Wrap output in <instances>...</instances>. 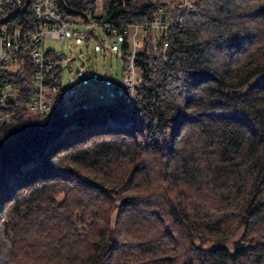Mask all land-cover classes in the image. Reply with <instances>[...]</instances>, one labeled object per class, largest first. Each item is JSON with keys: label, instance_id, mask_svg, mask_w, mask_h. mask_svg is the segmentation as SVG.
Returning <instances> with one entry per match:
<instances>
[{"label": "trees", "instance_id": "16d2710c", "mask_svg": "<svg viewBox=\"0 0 264 264\" xmlns=\"http://www.w3.org/2000/svg\"><path fill=\"white\" fill-rule=\"evenodd\" d=\"M32 1L3 22L34 26ZM53 2L68 20L113 21L180 3ZM155 36L132 103L117 90L71 104L60 90L50 112L32 109L18 60L0 122V264H264V0H197L166 42Z\"/></svg>", "mask_w": 264, "mask_h": 264}, {"label": "built area", "instance_id": "2783aa9c", "mask_svg": "<svg viewBox=\"0 0 264 264\" xmlns=\"http://www.w3.org/2000/svg\"><path fill=\"white\" fill-rule=\"evenodd\" d=\"M27 0H0V122L9 120L13 111L10 107V95L14 89L17 62L26 56L31 72L33 92L29 106L40 112H50L53 109L56 94L63 88V77L57 75L60 59L57 50L46 46V38H61L68 32L70 20L65 18L53 0H33L32 15L36 24L22 28L20 22L13 26L3 22L11 8L25 6ZM179 6L171 11L166 5H160L158 12L140 21H113L103 17L85 19L91 25H100L108 34H119L127 44L117 51L124 54L123 85L119 92L127 102H135L139 95L137 85L142 79V70L137 65L138 52L142 48L145 35L149 30L155 31L154 41H167L171 26L184 21L185 12L197 11V0H179ZM5 7H8L4 11ZM99 8L94 5L90 11L97 13ZM88 30L77 29L75 34L86 38ZM63 63V62H62ZM114 82H111L112 87ZM66 94V92L64 91ZM67 95V94H66ZM68 96V95H67ZM71 96V95H69ZM70 100V99H69Z\"/></svg>", "mask_w": 264, "mask_h": 264}, {"label": "rangeland", "instance_id": "374dc122", "mask_svg": "<svg viewBox=\"0 0 264 264\" xmlns=\"http://www.w3.org/2000/svg\"><path fill=\"white\" fill-rule=\"evenodd\" d=\"M77 29L95 31L102 39L97 40L95 36H77ZM45 44L65 54L62 59V80L64 91L68 96L71 95V104L80 100L89 103L111 100L114 95L111 82L123 85L124 60L116 51L122 48L119 34H108L100 25L77 23L73 17L68 24L67 34L61 38H46ZM29 164H23V167ZM12 180L9 178V181ZM241 233V226L234 228L228 243L234 246V241Z\"/></svg>", "mask_w": 264, "mask_h": 264}, {"label": "water", "instance_id": "95a60500", "mask_svg": "<svg viewBox=\"0 0 264 264\" xmlns=\"http://www.w3.org/2000/svg\"><path fill=\"white\" fill-rule=\"evenodd\" d=\"M119 87V85H115L114 89L117 90V88ZM241 90L240 88H236L234 89L233 91L236 92V91H239ZM80 215H79V211L76 212V219H79ZM82 227H85L84 224H82ZM235 246H238L239 244L243 245L244 244V241L242 240V236H240L238 239L235 240Z\"/></svg>", "mask_w": 264, "mask_h": 264}, {"label": "crops", "instance_id": "0c3cea01", "mask_svg": "<svg viewBox=\"0 0 264 264\" xmlns=\"http://www.w3.org/2000/svg\"><path fill=\"white\" fill-rule=\"evenodd\" d=\"M76 22H77V23H86V22H85V19H83V18H81V17H76ZM120 57L123 59V57H122L121 55H120ZM112 82H114V81H112ZM114 85H119V84L114 82ZM119 88H120V85H119V87L117 88V90H119ZM117 90L114 89V92H113L114 95L112 94V95H113V98L116 96V94H117L116 91H117ZM69 103H71V100H69Z\"/></svg>", "mask_w": 264, "mask_h": 264}, {"label": "flooded vegetation", "instance_id": "af4514ba", "mask_svg": "<svg viewBox=\"0 0 264 264\" xmlns=\"http://www.w3.org/2000/svg\"><path fill=\"white\" fill-rule=\"evenodd\" d=\"M234 243H235V241H234ZM236 244V243H235Z\"/></svg>", "mask_w": 264, "mask_h": 264}]
</instances>
